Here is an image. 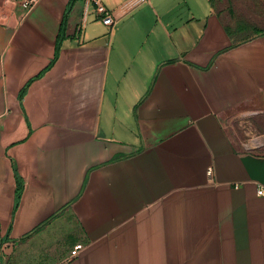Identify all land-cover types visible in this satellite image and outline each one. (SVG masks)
<instances>
[{
    "label": "crops",
    "instance_id": "1",
    "mask_svg": "<svg viewBox=\"0 0 264 264\" xmlns=\"http://www.w3.org/2000/svg\"><path fill=\"white\" fill-rule=\"evenodd\" d=\"M69 1L0 0V264H264V28Z\"/></svg>",
    "mask_w": 264,
    "mask_h": 264
},
{
    "label": "rangeland",
    "instance_id": "2",
    "mask_svg": "<svg viewBox=\"0 0 264 264\" xmlns=\"http://www.w3.org/2000/svg\"><path fill=\"white\" fill-rule=\"evenodd\" d=\"M215 8L218 10L219 15L227 24V26L235 32V27L238 24L245 22L251 23V26L258 28H264V2L262 0H215ZM238 33V32H235ZM250 28H246L240 32L239 35L247 36L252 35ZM237 133L243 136L245 126L247 123L244 122L243 126L239 122L234 123ZM249 137L245 142H249Z\"/></svg>",
    "mask_w": 264,
    "mask_h": 264
},
{
    "label": "built area",
    "instance_id": "3",
    "mask_svg": "<svg viewBox=\"0 0 264 264\" xmlns=\"http://www.w3.org/2000/svg\"><path fill=\"white\" fill-rule=\"evenodd\" d=\"M19 5H21L24 9L28 10L33 7L39 0H15ZM87 3L91 4L95 13L99 16L100 20L107 26H113L115 23L114 18L108 12L105 7L104 0H86ZM146 1V0H140ZM210 172V171H209ZM81 244H77L70 251V255L74 256L81 249Z\"/></svg>",
    "mask_w": 264,
    "mask_h": 264
},
{
    "label": "trees",
    "instance_id": "4",
    "mask_svg": "<svg viewBox=\"0 0 264 264\" xmlns=\"http://www.w3.org/2000/svg\"><path fill=\"white\" fill-rule=\"evenodd\" d=\"M73 1H75V0H70L69 4L72 3ZM209 1L211 3V6L215 8V6H216L215 0H209ZM246 28H250L253 34H258V33L263 31V28L251 26V23H248V22H245L243 24H238V25H236V27L234 29H235V32H241L242 30H244ZM227 30L229 31V33L235 34V32L232 31V29H230L228 26H227ZM20 193H21V185H20V183H18L17 187H16V201L19 199Z\"/></svg>",
    "mask_w": 264,
    "mask_h": 264
}]
</instances>
